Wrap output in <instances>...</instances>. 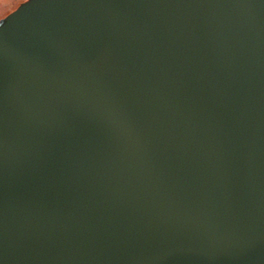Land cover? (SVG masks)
<instances>
[{
	"label": "water",
	"instance_id": "95a60500",
	"mask_svg": "<svg viewBox=\"0 0 264 264\" xmlns=\"http://www.w3.org/2000/svg\"><path fill=\"white\" fill-rule=\"evenodd\" d=\"M0 264H264V0L1 18Z\"/></svg>",
	"mask_w": 264,
	"mask_h": 264
},
{
	"label": "rangeland",
	"instance_id": "374dc122",
	"mask_svg": "<svg viewBox=\"0 0 264 264\" xmlns=\"http://www.w3.org/2000/svg\"><path fill=\"white\" fill-rule=\"evenodd\" d=\"M23 1L25 0H0V19L13 11Z\"/></svg>",
	"mask_w": 264,
	"mask_h": 264
}]
</instances>
